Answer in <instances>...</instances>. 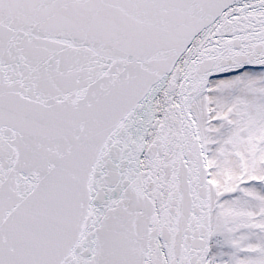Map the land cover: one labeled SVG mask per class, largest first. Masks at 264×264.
Returning a JSON list of instances; mask_svg holds the SVG:
<instances>
[{"label": "snow or ice", "instance_id": "snow-or-ice-1", "mask_svg": "<svg viewBox=\"0 0 264 264\" xmlns=\"http://www.w3.org/2000/svg\"><path fill=\"white\" fill-rule=\"evenodd\" d=\"M0 264H264V0H0Z\"/></svg>", "mask_w": 264, "mask_h": 264}]
</instances>
